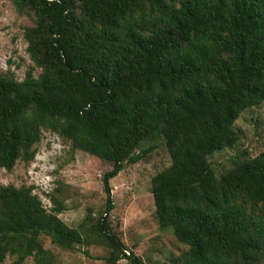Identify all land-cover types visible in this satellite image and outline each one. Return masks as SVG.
<instances>
[{
    "label": "trees",
    "instance_id": "trees-1",
    "mask_svg": "<svg viewBox=\"0 0 264 264\" xmlns=\"http://www.w3.org/2000/svg\"><path fill=\"white\" fill-rule=\"evenodd\" d=\"M11 1L32 19L23 38L40 73L0 72V168L31 162L56 133L110 165L108 213L109 181L160 143L170 164L150 179L154 218L186 247L184 264H264V152L222 173L209 162L238 144L241 113L264 103V0ZM47 196L49 209L32 186H0V264H61L44 239L143 264L102 214L70 227Z\"/></svg>",
    "mask_w": 264,
    "mask_h": 264
},
{
    "label": "rangeland",
    "instance_id": "rangeland-1",
    "mask_svg": "<svg viewBox=\"0 0 264 264\" xmlns=\"http://www.w3.org/2000/svg\"><path fill=\"white\" fill-rule=\"evenodd\" d=\"M32 24L31 17L19 14L11 0H0V72L12 74L18 81L28 70L35 77L40 73L26 52L23 38L24 30ZM235 129L240 135L238 144L209 157L216 173L230 168L233 159L244 151L249 157L264 152V103L242 112ZM169 164L164 147L157 143L143 159L126 165L109 181L112 209L105 213L102 176L110 170V165L87 153L71 150L67 140L46 131L36 145L31 162L18 161L11 171L0 168V186H32L33 193L47 209L52 206L47 195H55L65 206L58 217L70 227L77 228L83 220L90 225L102 214L143 264H184L181 255L186 247L169 231L159 229L149 190L151 177ZM43 241L61 264H105L104 258L109 254L106 247L96 244L63 250L50 245L48 239ZM1 264L14 263L8 257ZM23 264L34 262L29 257ZM116 264L131 263L123 259Z\"/></svg>",
    "mask_w": 264,
    "mask_h": 264
}]
</instances>
